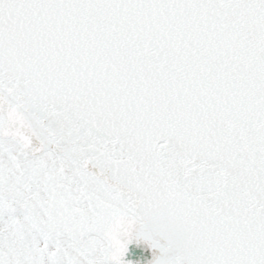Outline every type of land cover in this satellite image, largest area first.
<instances>
[{"label": "snow or ice", "instance_id": "snow-or-ice-1", "mask_svg": "<svg viewBox=\"0 0 264 264\" xmlns=\"http://www.w3.org/2000/svg\"><path fill=\"white\" fill-rule=\"evenodd\" d=\"M0 264H264V0H0Z\"/></svg>", "mask_w": 264, "mask_h": 264}]
</instances>
